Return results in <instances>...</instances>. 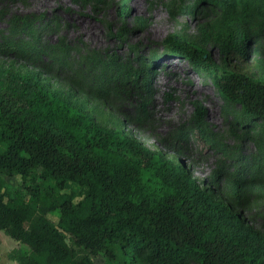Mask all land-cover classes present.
Instances as JSON below:
<instances>
[{"label": "rangeland", "instance_id": "1", "mask_svg": "<svg viewBox=\"0 0 264 264\" xmlns=\"http://www.w3.org/2000/svg\"><path fill=\"white\" fill-rule=\"evenodd\" d=\"M248 2L227 8L214 0H0L3 82L44 86L97 124L155 151L196 180L220 223L242 237L238 242L260 246L264 259V118L224 98L207 73L167 42L179 34L227 69L264 79V1ZM237 32L257 38L260 47L228 64L220 42ZM127 72L137 78L124 80ZM3 95L20 108L8 91ZM199 127L214 145L200 139ZM4 178L13 194L29 199L20 175ZM73 189L79 187L69 183L66 190ZM49 217L58 222L57 214ZM14 247L0 232V264H10ZM92 258L109 264L104 253Z\"/></svg>", "mask_w": 264, "mask_h": 264}, {"label": "trees", "instance_id": "2", "mask_svg": "<svg viewBox=\"0 0 264 264\" xmlns=\"http://www.w3.org/2000/svg\"><path fill=\"white\" fill-rule=\"evenodd\" d=\"M214 1L227 8L249 6L248 0ZM167 42L172 52L207 73L224 98L240 103L249 117L264 118V79L227 69L179 34ZM259 47L257 38L239 32L220 42L228 64ZM3 75L0 69V230L26 247L13 248L12 260L95 264L92 256L104 253L109 264H264L260 246L238 242L242 237L220 223L209 195L192 177L150 148L97 124L50 89L5 84ZM122 77L137 78L129 72ZM5 91L20 108L5 103ZM197 131L214 145L202 127ZM4 175H20L29 199L13 194ZM69 183L79 190L67 191ZM240 185L237 181L235 194ZM52 213L58 222L50 219Z\"/></svg>", "mask_w": 264, "mask_h": 264}, {"label": "crops", "instance_id": "3", "mask_svg": "<svg viewBox=\"0 0 264 264\" xmlns=\"http://www.w3.org/2000/svg\"><path fill=\"white\" fill-rule=\"evenodd\" d=\"M0 232H3V231L0 230ZM3 233H4V232H3ZM6 236H7L10 240H12V241L15 243V247H14V248L23 247V244L20 243L19 241L13 239L12 237H10V236H8V235H6ZM18 243H19V245H18ZM10 264H18V263H17V261L10 259Z\"/></svg>", "mask_w": 264, "mask_h": 264}]
</instances>
